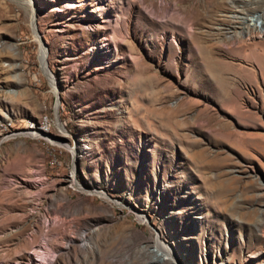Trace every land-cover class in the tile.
Here are the masks:
<instances>
[{"label":"rangeland","instance_id":"1","mask_svg":"<svg viewBox=\"0 0 264 264\" xmlns=\"http://www.w3.org/2000/svg\"><path fill=\"white\" fill-rule=\"evenodd\" d=\"M0 264H264V0H0Z\"/></svg>","mask_w":264,"mask_h":264},{"label":"bare ground","instance_id":"2","mask_svg":"<svg viewBox=\"0 0 264 264\" xmlns=\"http://www.w3.org/2000/svg\"><path fill=\"white\" fill-rule=\"evenodd\" d=\"M43 57H44V50L41 48V50H40V61L42 62L41 64L44 63ZM153 247L156 249V251L161 252L160 253L161 255H159L157 252L158 259L156 258L155 261L158 262V260H167L168 258H171V259L174 258L173 254L169 251L168 246H166L163 242H161L158 239V237H157L156 241L153 243Z\"/></svg>","mask_w":264,"mask_h":264},{"label":"built area","instance_id":"3","mask_svg":"<svg viewBox=\"0 0 264 264\" xmlns=\"http://www.w3.org/2000/svg\"><path fill=\"white\" fill-rule=\"evenodd\" d=\"M262 29V28H261ZM261 29H258V30H260L261 31Z\"/></svg>","mask_w":264,"mask_h":264},{"label":"water","instance_id":"4","mask_svg":"<svg viewBox=\"0 0 264 264\" xmlns=\"http://www.w3.org/2000/svg\"><path fill=\"white\" fill-rule=\"evenodd\" d=\"M43 60H44V57H43Z\"/></svg>","mask_w":264,"mask_h":264}]
</instances>
